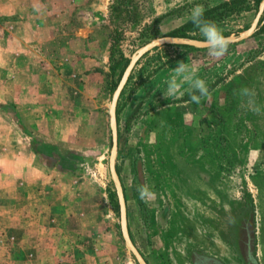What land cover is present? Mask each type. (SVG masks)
<instances>
[{
    "label": "rangeland",
    "instance_id": "rangeland-1",
    "mask_svg": "<svg viewBox=\"0 0 264 264\" xmlns=\"http://www.w3.org/2000/svg\"><path fill=\"white\" fill-rule=\"evenodd\" d=\"M222 1L0 0V264H137L109 172L111 95L140 46ZM258 5L211 21L237 37ZM181 61L217 82L199 104L163 95ZM130 75L116 166L135 246L148 264H240L242 217L264 264V31L221 58L155 44Z\"/></svg>",
    "mask_w": 264,
    "mask_h": 264
},
{
    "label": "water",
    "instance_id": "water-1",
    "mask_svg": "<svg viewBox=\"0 0 264 264\" xmlns=\"http://www.w3.org/2000/svg\"><path fill=\"white\" fill-rule=\"evenodd\" d=\"M263 11H264V0H261L259 2L257 12L252 22L250 23L249 27L244 32H242L239 36L234 37V38L229 37L230 42L241 41V40L247 39L250 36H252L257 28L258 22L260 20V17ZM155 44H178V45H189V46H195V47H207L204 41L198 42L195 39H191L187 37H178V36H170V35L156 37L148 41L144 45L140 46L129 57V61L126 67L124 68L123 73L111 95V101H110L109 108H108L109 126H110V132H111V147H110V152H109V172H110L111 180L114 186L117 204H118L119 225H120L121 236L123 238V241L127 249L133 255L137 264H148V262L143 257L139 249L133 243L130 233H129L126 199H125L123 186H122V183H121V180L117 172V168H116V159H117V154H118V124H117L116 111H117V103L121 95V92L124 89V86L126 85L128 78L137 60L143 55V53H145L150 47H152Z\"/></svg>",
    "mask_w": 264,
    "mask_h": 264
},
{
    "label": "clouds",
    "instance_id": "clouds-1",
    "mask_svg": "<svg viewBox=\"0 0 264 264\" xmlns=\"http://www.w3.org/2000/svg\"><path fill=\"white\" fill-rule=\"evenodd\" d=\"M191 22L199 29L205 38L204 43L208 48V54L213 58H221L227 54L230 38L226 37L222 30L212 21L204 19V9L196 6L190 15ZM167 87L163 91L166 99L179 98L187 92L193 103L199 104L209 95L206 81L200 78L195 67L187 66L183 61L178 62L174 74L166 81ZM247 94L248 90H243Z\"/></svg>",
    "mask_w": 264,
    "mask_h": 264
},
{
    "label": "trees",
    "instance_id": "trees-1",
    "mask_svg": "<svg viewBox=\"0 0 264 264\" xmlns=\"http://www.w3.org/2000/svg\"><path fill=\"white\" fill-rule=\"evenodd\" d=\"M254 1H255V4L258 5L261 0H254ZM244 2H246V0H224L214 7H210V8L205 9L204 10V19L211 21L213 19L219 18L220 15H229V14L233 13L234 11L240 10L242 8V4ZM257 27H258V29L255 30L253 35L256 33V31H259V30L264 31V12L260 17V20L258 22ZM194 28H196V26L191 22V20L189 18L184 24H182L180 27H178L170 35L194 39L195 37L187 34L188 31H191ZM164 45H167V44H164ZM172 45L177 46V47L180 46V47L193 48V46H189V45H178V44H172ZM128 61H129V59L125 60V62L123 63V65L119 71V74L117 77V82L115 83V87H116V85H117V83H118V81H119V79L123 73V70L128 63ZM130 77H131V75L129 76L128 81H129ZM216 84H217V82L210 84L208 86L209 91L211 89H213L216 86ZM183 100H190V96L187 92L183 96ZM116 113H118V111H116ZM117 120H118V117H117ZM116 168H117V166H116ZM117 172L119 173L118 168H117ZM115 195L116 194H114L113 196H115ZM115 198H116V196H115ZM245 201H246V206H247V211H246L247 213H245V214L250 215V218H251V216L253 215V200H252V197H251L249 192L245 194Z\"/></svg>",
    "mask_w": 264,
    "mask_h": 264
},
{
    "label": "flooded vegetation",
    "instance_id": "flooded-vegetation-1",
    "mask_svg": "<svg viewBox=\"0 0 264 264\" xmlns=\"http://www.w3.org/2000/svg\"><path fill=\"white\" fill-rule=\"evenodd\" d=\"M251 226H247L245 222L242 223V217L240 219V224L237 226V237L234 241L236 254L240 264H256L254 261V250L255 244L253 241ZM200 258L204 259L197 261L194 264H227L216 257L205 256L200 253Z\"/></svg>",
    "mask_w": 264,
    "mask_h": 264
}]
</instances>
